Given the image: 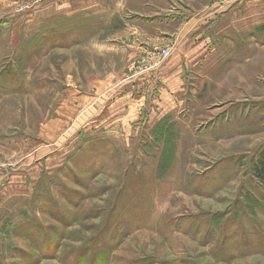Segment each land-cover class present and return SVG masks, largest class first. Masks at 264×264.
<instances>
[{"label": "rangeland", "instance_id": "obj_1", "mask_svg": "<svg viewBox=\"0 0 264 264\" xmlns=\"http://www.w3.org/2000/svg\"><path fill=\"white\" fill-rule=\"evenodd\" d=\"M162 49L213 78L186 137L113 135ZM263 156L264 0H0V264H264Z\"/></svg>", "mask_w": 264, "mask_h": 264}, {"label": "crops", "instance_id": "obj_2", "mask_svg": "<svg viewBox=\"0 0 264 264\" xmlns=\"http://www.w3.org/2000/svg\"><path fill=\"white\" fill-rule=\"evenodd\" d=\"M183 36L186 38V28ZM131 53L144 61L137 68L135 65L128 69L126 67L125 79L118 85V101L122 104L111 115L114 124L112 134L141 137L143 133L156 132L155 135L160 136L181 127V135L186 137V122L193 121L195 114H186V103L193 101L197 91L207 89V84L213 82V78L208 76V66L202 61L194 62L197 57L191 63L186 61L192 56L187 55L186 50L177 57L171 53L167 59L160 58L154 52L147 54L148 51L144 50ZM216 68L215 64L211 65L210 74ZM146 122L148 125L143 128Z\"/></svg>", "mask_w": 264, "mask_h": 264}, {"label": "trees", "instance_id": "obj_3", "mask_svg": "<svg viewBox=\"0 0 264 264\" xmlns=\"http://www.w3.org/2000/svg\"><path fill=\"white\" fill-rule=\"evenodd\" d=\"M254 170L256 171V177L264 182V156L260 159Z\"/></svg>", "mask_w": 264, "mask_h": 264}, {"label": "built area", "instance_id": "obj_4", "mask_svg": "<svg viewBox=\"0 0 264 264\" xmlns=\"http://www.w3.org/2000/svg\"><path fill=\"white\" fill-rule=\"evenodd\" d=\"M159 56H160L162 59H167V58L170 56V50H169V49H162V50L159 52Z\"/></svg>", "mask_w": 264, "mask_h": 264}, {"label": "bare ground", "instance_id": "obj_5", "mask_svg": "<svg viewBox=\"0 0 264 264\" xmlns=\"http://www.w3.org/2000/svg\"><path fill=\"white\" fill-rule=\"evenodd\" d=\"M166 107V106H165ZM252 177V176H251Z\"/></svg>", "mask_w": 264, "mask_h": 264}]
</instances>
